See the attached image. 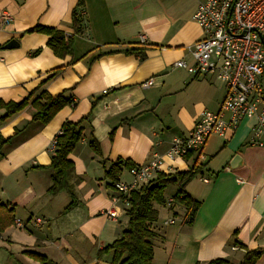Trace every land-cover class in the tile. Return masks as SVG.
Wrapping results in <instances>:
<instances>
[{
    "label": "crops",
    "instance_id": "1",
    "mask_svg": "<svg viewBox=\"0 0 264 264\" xmlns=\"http://www.w3.org/2000/svg\"><path fill=\"white\" fill-rule=\"evenodd\" d=\"M202 1L83 0L79 6V0H0V12L12 16L0 20V102H19L33 90L65 92L74 102L46 124L32 119L31 104L5 118L0 105V140L9 139L0 155V204L15 216L0 230V264H41L27 249L45 255L46 264H114L111 253L98 258V252L122 236L127 216L122 201L116 220L102 213L116 195L105 171L118 161L140 166L163 154L201 111H218L224 97L215 75L195 76L173 65L193 63L188 46L202 37L193 18ZM74 11L82 26L77 34ZM35 26L74 34L72 53L56 56L48 35L27 31ZM11 40L18 45L6 47ZM149 79L153 84L144 87ZM84 116L82 138L69 155L75 205L66 210L70 196L47 192L53 172L44 167L63 124ZM254 123L244 118L234 131L208 138L204 166L184 187L200 202L191 224L183 205L155 206L154 264L239 263L246 250L264 249V147L248 143ZM93 138L100 155L89 145ZM194 160L177 159L171 171H185ZM128 170L122 166L119 180H131ZM256 264H264V251Z\"/></svg>",
    "mask_w": 264,
    "mask_h": 264
},
{
    "label": "built area",
    "instance_id": "2",
    "mask_svg": "<svg viewBox=\"0 0 264 264\" xmlns=\"http://www.w3.org/2000/svg\"><path fill=\"white\" fill-rule=\"evenodd\" d=\"M193 18L202 33L201 39L188 46L193 63L177 60L173 65L195 76L215 75L225 87L219 110L201 111L193 127L186 134L174 136L163 154L154 153L146 164L130 167L129 182L114 183L116 195L102 212L113 220L117 218L115 205L122 201L128 206L126 196L130 191L147 184L159 172H174L171 162L177 159L195 156L197 165L201 164L206 159L203 149L208 138L234 131L244 118L255 119L249 145L264 147V0H204ZM11 19L6 10L0 12L2 22ZM65 34L66 38L72 36ZM140 39L143 41L145 36ZM152 84L149 79L142 85ZM54 144L55 140L52 150ZM173 203L172 197L167 199V205ZM167 223H172V219Z\"/></svg>",
    "mask_w": 264,
    "mask_h": 264
},
{
    "label": "trees",
    "instance_id": "3",
    "mask_svg": "<svg viewBox=\"0 0 264 264\" xmlns=\"http://www.w3.org/2000/svg\"><path fill=\"white\" fill-rule=\"evenodd\" d=\"M79 6L83 5V0H79ZM81 20L77 12H73V33L77 34L81 31ZM28 32H39L48 35L47 46L58 57H64L72 53L71 37L66 38L65 32L62 30L35 26L27 30ZM1 47V46H0ZM39 50L33 52L36 54ZM134 49L125 50L127 53L134 52ZM141 58L143 55L140 53ZM55 73L58 70L54 71ZM37 90H33L19 102L1 103L7 112L3 118L20 111L28 104H31L36 113L33 116L34 121L46 124L52 117L63 107L67 105L74 106L71 97L65 95V92L55 96L43 90L35 95ZM89 116V115H88ZM84 116L76 122H66L63 124L59 133L55 136V144L52 152L51 162L45 166V169L52 170V184L47 192L55 195L58 192L65 191L71 198L70 203L66 206L71 209L75 205V198L70 179L74 172V163L69 155L74 150L76 144L81 140L83 134V122L88 119ZM0 140V155L2 146L8 141ZM96 155L101 154L99 142L93 138L89 143ZM190 157V156H189ZM187 157V158H189ZM122 166L130 168L131 162L127 159L123 162L118 161L112 164L105 171V176L110 179L111 186L119 180L122 172ZM204 166L203 162L197 165L195 157L194 163L185 171H174L171 173L159 172L155 178L147 184L142 185L138 189L132 190L126 196L128 206L125 208L127 216V227L123 231L122 236L107 244L103 249L99 250L98 258L105 253H111V261L114 264H154V249L150 239L153 238L152 224L157 220L158 211L156 205H166L167 200L164 197L165 188L171 183H177L178 189L172 196L174 203L181 204L185 207V221L191 224L200 206V202L192 199L184 190L185 185L192 180ZM15 222L13 208H7L0 204V230L12 225ZM237 243V242H236ZM241 247L242 244H240ZM264 249L246 250L242 260L239 263H232L224 258H216L209 264H256ZM24 253L38 260L41 264L47 263V258L42 253L35 250H25Z\"/></svg>",
    "mask_w": 264,
    "mask_h": 264
},
{
    "label": "rangeland",
    "instance_id": "4",
    "mask_svg": "<svg viewBox=\"0 0 264 264\" xmlns=\"http://www.w3.org/2000/svg\"><path fill=\"white\" fill-rule=\"evenodd\" d=\"M220 83V82H219ZM219 83H215L217 86H219L218 84ZM221 84V83H220ZM131 177V176H130ZM131 179V178H130ZM121 180V179H120ZM121 181H124V182H126L125 180H121ZM177 189H178V184L177 183H171V184H169L166 188H165V190H164V194L168 197V196H173L174 195V193L177 191Z\"/></svg>",
    "mask_w": 264,
    "mask_h": 264
},
{
    "label": "water",
    "instance_id": "5",
    "mask_svg": "<svg viewBox=\"0 0 264 264\" xmlns=\"http://www.w3.org/2000/svg\"><path fill=\"white\" fill-rule=\"evenodd\" d=\"M16 45H18V42L16 40H11L9 43L6 44V47L12 48Z\"/></svg>",
    "mask_w": 264,
    "mask_h": 264
}]
</instances>
